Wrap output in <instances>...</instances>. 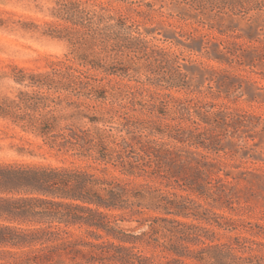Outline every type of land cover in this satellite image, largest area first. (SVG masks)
Segmentation results:
<instances>
[{
  "label": "trees",
  "instance_id": "1",
  "mask_svg": "<svg viewBox=\"0 0 264 264\" xmlns=\"http://www.w3.org/2000/svg\"><path fill=\"white\" fill-rule=\"evenodd\" d=\"M94 1L52 0L42 34L67 54L14 66L0 96L16 154L60 162L0 160V264H264V242L217 239L238 227L207 202L232 178L209 129L245 116L199 97L233 79L209 62L264 64V0Z\"/></svg>",
  "mask_w": 264,
  "mask_h": 264
},
{
  "label": "rangeland",
  "instance_id": "2",
  "mask_svg": "<svg viewBox=\"0 0 264 264\" xmlns=\"http://www.w3.org/2000/svg\"><path fill=\"white\" fill-rule=\"evenodd\" d=\"M99 1L105 3L106 0L94 2ZM52 5V0H0V96H13L18 89L12 80L14 66L42 71L47 69L50 62L63 60L67 54L68 46L65 41L42 34L43 22L51 20L49 9ZM112 5L113 8H120L121 12L125 11L124 4L113 2ZM31 22L38 25V28H34ZM155 26L158 27L147 25ZM156 37L161 38L160 35ZM164 45L184 50L176 42ZM198 58L191 56L190 60ZM198 60L207 62L206 59ZM209 63L228 71L233 79L225 89L219 90L213 84L212 89H205L204 95L199 97L212 104L225 105L230 112L245 116L244 124H230L232 126L226 128V132L218 129L213 132L212 128L209 129V135H216L218 146L224 150L211 155L213 162L220 164L222 169L218 175L224 178V173H228L232 178L228 179L230 184L222 182L230 189L227 194L221 195L215 190L213 198L207 202L213 203V199L228 201L233 210L214 208V211L232 218L238 227L232 231L220 230L224 236H217V239L224 242L229 237L239 235L264 242V64L247 68L235 62L230 66ZM177 95L181 96L180 93ZM13 134L23 135L18 129L6 128V123L0 120V160H33L60 164L49 156L45 159L21 158L16 154L14 145L22 143L9 138ZM201 202L205 203L204 200ZM242 224L254 232L243 230ZM73 231L76 234L82 232L77 229ZM136 233L138 231L131 232Z\"/></svg>",
  "mask_w": 264,
  "mask_h": 264
}]
</instances>
